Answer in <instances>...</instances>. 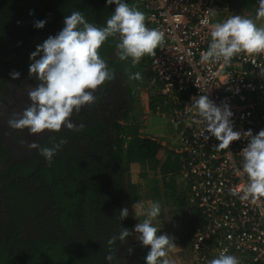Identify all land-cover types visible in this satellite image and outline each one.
<instances>
[{"label":"trees","instance_id":"16d2710c","mask_svg":"<svg viewBox=\"0 0 264 264\" xmlns=\"http://www.w3.org/2000/svg\"><path fill=\"white\" fill-rule=\"evenodd\" d=\"M253 1L221 0L219 6L232 2L249 9ZM124 2L134 6L130 0ZM115 7L107 0H0V264H146L150 250L134 231L112 246L111 262L106 259L107 240L118 236L121 227L134 230L136 217L146 210L144 202L143 209L132 208L140 201L138 179L144 172L173 177L183 155L141 134L133 114L128 60L117 56L118 37H110L100 49L109 68L115 69V79L100 86L95 102L72 117L82 129L32 136L8 125L21 106L9 100L28 96L23 78L33 77L30 54L36 47L56 36L72 11L103 27ZM37 21H46L45 26L36 28ZM13 72L20 73L18 79L11 78ZM38 83L36 79L35 86ZM3 121L7 136L1 133ZM61 138L67 143L51 164L38 149L27 147L32 140L51 147ZM124 207L129 216L121 221L119 211ZM200 221L197 214L190 224L191 237Z\"/></svg>","mask_w":264,"mask_h":264},{"label":"built area","instance_id":"2783aa9c","mask_svg":"<svg viewBox=\"0 0 264 264\" xmlns=\"http://www.w3.org/2000/svg\"><path fill=\"white\" fill-rule=\"evenodd\" d=\"M130 2L145 13L147 27L165 33L163 46L150 56L149 98L160 101L170 123L180 126L176 144L183 160L175 177L202 222L193 230L192 251L202 260L212 246L217 255L227 249L253 264L264 263V198L240 199L248 180L240 153L248 139L242 136L229 148H217L215 137L207 142L198 138L199 129L192 124L195 111L186 109L193 97L208 95L218 106L230 105L234 131L258 134L264 129V54L241 53L228 63L202 62L217 0Z\"/></svg>","mask_w":264,"mask_h":264},{"label":"clouds","instance_id":"9594fccd","mask_svg":"<svg viewBox=\"0 0 264 264\" xmlns=\"http://www.w3.org/2000/svg\"><path fill=\"white\" fill-rule=\"evenodd\" d=\"M107 4H115L116 7L106 20V26L90 23L84 13L74 10L65 17L63 29L56 36H49L30 54L32 63L29 74L39 83L35 87H28L30 103L22 112L12 114L8 121L10 128L26 129L32 136L45 131L60 132L62 128L79 131L83 125L73 122V115L94 103V92L115 79V69H110L100 55L105 42L110 37H118L116 48L119 60L131 58L133 66L144 56H154L156 49L163 46L165 33L158 28L147 27V17L143 11L129 6L124 0H107ZM258 5L255 19L244 14L231 15L223 22L211 24V43L207 51L201 54L202 62L228 63L241 53L264 54V26L257 23L264 19V0H259ZM45 23L37 21L35 27L42 29ZM202 23L208 24L209 21L204 20ZM10 75L15 80L20 73L13 72ZM129 79L139 81L142 74L130 73ZM186 109L195 111L192 124L199 129L198 138L202 137L207 142L210 136L215 137L219 141L217 148H229L232 142L239 141L242 136L248 139L247 146L240 153L243 172L248 178L240 189V199L256 202L264 198V129L256 135L251 130L234 131L230 105L223 102L218 106L205 94L193 97L192 104ZM66 143L67 140L61 138L48 147L32 140L27 142V147L30 150L38 149L39 154L51 164L52 158ZM132 208L143 209V203L138 201ZM160 212V202H152L144 213L147 218L136 224L134 230L121 227L118 236L113 235L107 240L109 255L106 259L113 261L115 256L112 246L117 240L125 241L134 231L136 239L144 247L150 248L145 257L146 264H170L168 256L176 248L175 237L158 235L160 229L153 225V221ZM119 213L122 221L129 216V208L124 207ZM208 264H240V260L224 249Z\"/></svg>","mask_w":264,"mask_h":264},{"label":"rangeland","instance_id":"374dc122","mask_svg":"<svg viewBox=\"0 0 264 264\" xmlns=\"http://www.w3.org/2000/svg\"><path fill=\"white\" fill-rule=\"evenodd\" d=\"M258 3H259V0H257L256 3H254V5H252V9L250 11H242L241 13H238V11L236 9L237 7L233 6L232 2L230 4V6H224V7L219 6V7H220L221 13H223L224 20H226L231 15H243V14L255 19L256 11H257L258 6H259ZM257 23L260 26H264V19L257 21ZM143 60H144V63H142ZM149 61H150V56H144L140 60V62L138 64H136L135 66H133L131 58H129L127 61L126 67H127L128 76L130 73L134 74L136 72H140L142 74V79L139 81L129 79V84H130V87L132 88V91H133V104H134V102L136 103L134 105L133 114H134L135 120L138 121L141 125L140 132L142 135L146 136L147 135L146 130L148 129V130H151L152 132L154 130V132H156L157 134H162V136L163 135L168 136V140H170V144H169L170 147H166V146H164V147L168 151L175 152L176 150H178V146L175 147V145H177V144H171V142H173V141H175V139H177V132L172 133V126H174V125L170 123L167 113L161 109L163 107V104L157 100L150 101V98H149L151 96L150 95V89L148 88L149 81L151 79V77H150L151 74L149 71ZM26 79H28V78H26ZM26 79H25V77L23 78V82H24L23 87L24 88L35 86L36 78L34 76L32 78H30L29 80H26ZM16 101H19L21 106H22V107L21 106L18 107L19 112H22L23 109L30 103L28 96H26L22 100H19V99L18 100H15V99L9 100V102H12V103H16ZM23 102H25V106H23L24 105ZM146 102L148 105L149 112H147V110H146ZM151 102H153L152 103L153 108L151 107ZM145 123H146V126H145ZM1 133L4 135L7 134L5 121H3L1 123ZM164 136H163V138L165 139L166 137H164ZM156 139H158V138H156ZM18 146H20V145L16 146L17 147L16 150H18ZM171 147H173L174 149ZM151 175L152 174H149V172H148V173H146V175H144L145 177L142 176L141 179H138L139 195L141 193V195L146 197L148 199V201L152 200L151 203L155 202L156 200L159 201L160 204L162 203L164 214L160 215V217H158L159 219H157V222L159 223V225L162 228H163V226L167 230H172V228H175V230H173V231H176L177 227L182 226V223H184V222L190 223V222H192L193 219H196L197 214L199 216V219H201L200 214L197 213V210L195 208L191 207L190 205H188V203L186 202L185 194L182 192V186L180 184H179V186H180L179 191L178 190L175 191V186L173 187L174 189L167 187V184L170 182V179H167V181L165 179H163V180H161V179L156 180L155 179V182L151 183L149 186V180L151 178ZM182 199L184 200V202L186 204L187 213H188V210H191V212L193 214L187 215V213L186 214L183 213L184 209H181L180 205H178V203H177V200H179L181 202ZM148 201L144 200V203H146L147 208L149 207ZM136 221H137V219H136ZM195 226H198V223ZM195 226H194V228H195ZM192 233H193V231H192ZM209 250L214 251L212 246L209 247L206 250V252ZM195 255H197V254H195ZM205 261H206V258H205ZM246 262H247V264H253L249 260H247ZM262 264H264V263H262Z\"/></svg>","mask_w":264,"mask_h":264},{"label":"crops","instance_id":"0c3cea01","mask_svg":"<svg viewBox=\"0 0 264 264\" xmlns=\"http://www.w3.org/2000/svg\"><path fill=\"white\" fill-rule=\"evenodd\" d=\"M219 1L221 0H217V2L214 4V8H213V16H212V20H213V23L215 22H223L224 21V16H223V13H221L220 11V7H219ZM257 0H254L252 5H254V3H256ZM238 13H241L242 11H250L252 9V6L251 8H245L244 6H239L236 8ZM136 103L134 102V105ZM146 110L147 112H149V109H148V105H147V102H146ZM161 112V111H160ZM145 126H146V123H145ZM179 131H180V126L178 125H174L172 126V133L173 132H177V136L179 134ZM146 136L149 137V138H153L154 140L160 142L161 146L164 147H170V140H168V136H164L166 137L165 139L163 138L162 134H157L156 132H153L151 130H146ZM158 138V139H156ZM171 144H176V139L175 141L171 142ZM177 145H175L176 147ZM165 148V147H164ZM173 148V147H171ZM170 148V149H171ZM174 149V148H173ZM177 154H178V150L175 151ZM149 174H152L151 175V178L149 180V186L151 183H154L155 182V179H165L167 181V179H170V182L167 184V187H170L172 189H174L173 187L175 186V191L176 190H180V186L178 184V181L175 177V175H173V177H171V175H165L164 177L163 176H160L159 174L153 172V171H148L146 170L144 172V175H146V173ZM148 175V174H147ZM145 177V176H144ZM141 179V178H140ZM173 179V180H171ZM139 200L141 202H144V200H147L148 199L144 196L139 195ZM152 201V200H151ZM151 201L149 200L148 203H149V207L151 205ZM157 201V200H156ZM177 203L178 205H180L181 209H184L183 213H187L186 209V204L184 202V200L182 199V201L180 202L179 200H177ZM182 204H184V206H181ZM148 207V208H149ZM148 208L143 211L142 213H140L136 219H137V224L139 222H143L144 219H146V215L144 213H146V211L148 210ZM171 213V212H170ZM164 214V211H163V206H162V203H161V212H160V215ZM191 215L193 214L191 212V210H188V213L187 215ZM160 215L158 217H160ZM156 218L154 221H153V225L155 227H157L158 229H160V231L158 232V235L160 234H168L169 236H174L175 237V245H176V248L173 249L170 253H169V256H168V259L170 260V264H208V262L213 259V258H216L218 255L216 254V252L212 251V250H209V251H205V254L203 256V259L201 260V255L197 254V253H194L191 249V243H192V237L189 235V229H190V224L191 222H187V223H182V226L180 227H177L176 231H173L175 230V228H172V230H167L164 226L163 228L159 225V223L157 222V219L159 218ZM186 230V231H185ZM166 231V232H165ZM189 235V236H188ZM150 250V248H149ZM197 254V255H195ZM237 257V256H236ZM205 258H206V261H205ZM239 260H240V264H247V260H249L248 258L246 257H237Z\"/></svg>","mask_w":264,"mask_h":264}]
</instances>
